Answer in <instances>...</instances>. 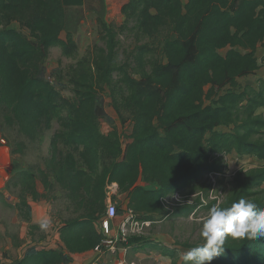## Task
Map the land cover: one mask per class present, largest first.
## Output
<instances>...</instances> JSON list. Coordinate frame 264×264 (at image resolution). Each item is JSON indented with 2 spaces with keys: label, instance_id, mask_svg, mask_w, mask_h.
<instances>
[{
  "label": "trees",
  "instance_id": "16d2710c",
  "mask_svg": "<svg viewBox=\"0 0 264 264\" xmlns=\"http://www.w3.org/2000/svg\"><path fill=\"white\" fill-rule=\"evenodd\" d=\"M122 12L123 29L137 43L141 76L120 64L118 32L106 26L105 44L95 48L92 65L75 68L69 77L72 100L44 67L51 48L60 46L67 55L76 49L72 35L61 36L64 0H0V134L8 128L36 142L55 119L62 128L52 136L45 167L16 174L21 187L17 209L30 220L28 197L56 198L61 187L77 213L60 228L66 251L33 246L15 264H64L69 253L102 244L98 222L106 212L109 184L117 183L127 194L128 208L140 219L155 220L169 212L164 197L194 193L204 175L226 170L230 154L262 163L219 180L230 185L220 204L243 197L264 209V78L257 86L240 82L264 64L257 56L264 45V0H129ZM163 33L158 58L154 42ZM118 72L128 92L116 100L115 109L122 122L133 123L128 136L116 128L101 130L105 109L100 95L116 86ZM64 110L68 114L60 115ZM14 146L21 154L27 149L23 140ZM37 177L44 192L37 189ZM140 178L156 187L138 185ZM199 201L175 207L170 216L190 215ZM143 240L134 235L127 245L159 247ZM225 247L211 264H264V238H229ZM162 251L171 264H183L177 249Z\"/></svg>",
  "mask_w": 264,
  "mask_h": 264
},
{
  "label": "rangeland",
  "instance_id": "374dc122",
  "mask_svg": "<svg viewBox=\"0 0 264 264\" xmlns=\"http://www.w3.org/2000/svg\"><path fill=\"white\" fill-rule=\"evenodd\" d=\"M129 0H64L66 9V26L62 32V38L67 39L68 34L72 35L76 41V49L69 55L65 54L62 47L55 46L51 48L48 57L44 61V67L48 74H50L51 80L58 87L63 95L76 100V96L73 91V86L69 82V77L75 68L79 66H91L94 59L93 55L96 47L103 46L105 44V27L111 26L118 32L119 39V59L120 64L124 65L130 74L134 77H140L139 65L136 60V47L137 43L133 35L127 30L123 29L125 24V15L122 12L123 6ZM15 26H18L15 24ZM164 34H161L158 39L155 40L154 46L157 49L158 58H162V39ZM262 48V47H261ZM228 48L222 49L221 52L226 54ZM260 59L264 60V50L259 53ZM116 86L113 88H107L101 95L100 101L105 109V117L101 120V130L105 133L118 129L123 135L128 136L132 132L133 123L127 120L125 123L119 117L116 109V100L122 99L128 92L127 85L120 80V73H116ZM264 77V64L254 74L243 77L240 79L242 84L258 85V81ZM228 89V88H227ZM226 89V90H227ZM211 101L205 99L204 103L209 104ZM68 111L64 110L60 112V115H66ZM61 126L57 119L53 121L52 127L36 141L30 142L25 137L18 135L11 129H5L0 134V168L4 166L6 161L4 151L2 147L9 146L11 154L13 155L9 160V168H13V173H18L23 170H36L37 167H45V161L52 155L51 140L55 132L61 130ZM224 129V128H222ZM5 139L3 142L1 139ZM23 140L27 144L25 153L15 152L14 141ZM126 137V141H128ZM60 149H63L62 145H59ZM257 159H253L249 156L238 157L234 154L226 156L227 172L234 173L240 168H250L261 164ZM204 175L197 181L201 188L197 191H204L208 187V179ZM1 179V178H0ZM231 177L229 176V180ZM143 185L152 189L156 187L155 184L144 183ZM141 183V184H142ZM1 185V180H0ZM229 184L225 182L220 184L219 190L215 191L220 200H223L228 189ZM264 188V183L262 185ZM112 190V191H111ZM115 190V188H114ZM109 191L113 192V188L109 186ZM181 192V191H180ZM196 192V191H195ZM184 193V192H182ZM120 199L115 202L123 204L125 193L119 192ZM56 198L42 199L35 201L34 208H32L31 217L34 214L38 223L28 224V233L24 238V242L33 246H49L53 245L58 250H64L63 245L57 238L58 232L63 225V222L77 215L75 206L70 204L69 199L66 197L61 187H58L55 192ZM20 198V187L8 189L7 194L3 189H0V226L5 223L8 227V233L10 235L20 234L25 229L26 221L23 218L21 211L17 209V202ZM34 211V212H33ZM201 216H205L206 212L201 211ZM19 219V220H18ZM31 220V219H30ZM117 223V219L115 220ZM200 220L191 219L188 215H172L166 219H161L153 222L150 226L144 228V240L147 242H155L159 245V248H153L148 246L145 249L130 250L125 256V264H129L131 261L137 264H171V260L168 256L163 254L164 248L177 249L178 254L182 257L190 248L185 246L190 244L198 246L203 243V239L200 236ZM44 224L45 227H41ZM36 225V227H31ZM99 228L102 227V223L99 220ZM13 240V238H12ZM36 242V244H34ZM47 244H44V243ZM42 243V244H40ZM32 246V247H33ZM11 245L7 243V238H0V257L3 260V264H15V251H11ZM97 253L93 258H86L81 256L72 257L64 264H117L116 260L122 258L118 251L113 253L112 251H96ZM10 253V254H9ZM23 255V254H22ZM81 256V257H80ZM76 258V259H75ZM86 258V259H85Z\"/></svg>",
  "mask_w": 264,
  "mask_h": 264
},
{
  "label": "clouds",
  "instance_id": "9594fccd",
  "mask_svg": "<svg viewBox=\"0 0 264 264\" xmlns=\"http://www.w3.org/2000/svg\"><path fill=\"white\" fill-rule=\"evenodd\" d=\"M200 236L203 243L183 253V264H211L225 252L229 238H264V209L243 197L229 206L213 204L201 222Z\"/></svg>",
  "mask_w": 264,
  "mask_h": 264
},
{
  "label": "built area",
  "instance_id": "2783aa9c",
  "mask_svg": "<svg viewBox=\"0 0 264 264\" xmlns=\"http://www.w3.org/2000/svg\"><path fill=\"white\" fill-rule=\"evenodd\" d=\"M1 140L3 142L5 141L3 138ZM236 172L230 173L226 170L224 172H209L206 175V178L208 179V184L211 185V187L207 193L202 190L190 194L176 191L167 195L163 198V202L169 212L166 215L157 216L155 220H142L137 212L128 207L120 215L118 213V206L115 202L107 203L105 215L101 220L103 227L102 231L105 238L102 241V244L98 245L95 249L101 252L112 251L113 253L120 251L119 253L122 258L120 260H116V262L117 264H125V256L130 251L129 246L127 245L129 237L134 235L142 236L144 234V228L150 226L155 221L168 218L170 213H172L177 206L195 204L197 202V198L199 197V203L189 216L191 219L202 221L208 212V210H205V206L214 200H217V203H221L222 201L215 193V191H218L220 188L219 180L222 178L229 180V176L232 178ZM201 211L206 212V215L201 216ZM116 219L118 221L117 223L115 222ZM129 264L137 263L131 261Z\"/></svg>",
  "mask_w": 264,
  "mask_h": 264
},
{
  "label": "crops",
  "instance_id": "0c3cea01",
  "mask_svg": "<svg viewBox=\"0 0 264 264\" xmlns=\"http://www.w3.org/2000/svg\"><path fill=\"white\" fill-rule=\"evenodd\" d=\"M262 49L264 50V45H260L258 47V50H257V56L259 57V59H260L259 53H260V51ZM2 148H3V151H4L5 160H7V161H6L5 165L1 166V168H0V178H1L0 179L1 180L0 189H3L5 191V193L7 194L8 189H10V188H12V189L13 188H18V187H20V185H16V183H15L16 182L15 177H16L17 173L14 174L13 173V168H9V162H10L9 160L13 156L11 154V149H10L9 146H5V147H2ZM234 155H236V154H234ZM251 158H253V157H251ZM253 159H256V158H253ZM258 161L262 163V161H260V160H258ZM143 181L144 180L142 178H140L137 184L144 186L143 183H142ZM144 183H146V182H144ZM36 184H37L38 191L39 192H44V185H43L42 181L38 177H37V180H36ZM109 186H111V188H113V192H111L112 190L109 191ZM114 188H115V190H114ZM20 192H21V187H20ZM119 192L120 191H119V187H118L117 183L109 184L108 185V192H107V194H108L107 203L113 202L115 200H116V202L119 201V199H120ZM122 201H123V204H120V205L118 204V206H119V208H121L124 211L128 207V198H127V194L126 193H125L124 200H122ZM28 202L31 205V207L34 208L35 200H33L31 197H28ZM34 214L35 213H33L32 217H31V220H26L25 219L27 226H25V229L22 230L21 233L18 234V235L17 234L10 235L8 233L9 229H8V227H7V225L5 223L1 224L2 227L0 226V238L1 239L4 238V237L7 238V243H9L11 245L10 252L12 250L15 251V254H14L15 255V259L16 258L18 259L20 257L22 258L24 256V254L26 253V251L33 246V245H28V243H25L24 242L25 241L24 238H25V236L28 233V224L30 225V224H34V223H38L39 222L34 217ZM12 238H13V240H12ZM57 238L59 239V241L61 242V244L63 245V247H64V249L66 251L65 245H64V243L62 242V240L60 238V232H58ZM147 241L148 240H146V242ZM151 243H155V242H151ZM34 244H36V242H34ZM40 244H42V243H40ZM44 244H47V243L45 242ZM148 246L152 247L150 243H149ZM148 246H138V245L136 246V245H133L131 247L129 246V249L130 250L145 249ZM35 247H37L38 249H41V248L57 249L53 245H49V246H42L41 245V246H35ZM59 248H60L59 249L60 251L63 250V249H61V247H59ZM96 251H97L96 249H92V250H89V251H86V252H82V253H69V255L72 256V257H78L81 254V256L84 255V257H86V258H93L95 256V254L97 253Z\"/></svg>",
  "mask_w": 264,
  "mask_h": 264
}]
</instances>
